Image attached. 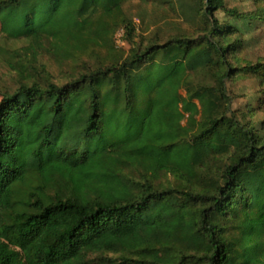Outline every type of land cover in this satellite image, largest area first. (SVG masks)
<instances>
[{"label": "trees", "instance_id": "trees-1", "mask_svg": "<svg viewBox=\"0 0 264 264\" xmlns=\"http://www.w3.org/2000/svg\"><path fill=\"white\" fill-rule=\"evenodd\" d=\"M128 1L0 0L1 35L27 41L0 42L20 80L0 100V264H264V123L233 109L215 14L249 17L200 0L201 42L142 44ZM44 55L84 71L57 82Z\"/></svg>", "mask_w": 264, "mask_h": 264}, {"label": "rangeland", "instance_id": "rangeland-1", "mask_svg": "<svg viewBox=\"0 0 264 264\" xmlns=\"http://www.w3.org/2000/svg\"><path fill=\"white\" fill-rule=\"evenodd\" d=\"M229 8L249 17L251 29L246 30L249 20L244 22L239 17H233L224 12H217L220 23H227L234 28L230 41L234 44L229 59L239 70L237 76L228 82L230 94L234 96L233 109L245 110L254 105L257 112L248 116L253 124L264 123V83L261 78L264 70L255 72L252 67L264 64V21L258 11L264 8V0H226ZM203 7V5L201 6ZM126 13L137 24V40L148 44L152 40L165 43L175 37H188L194 42H201L214 27L215 21L208 19L200 10V0H129L125 4ZM258 14L252 19L251 14ZM116 49L121 55H126L130 49L125 40V29L119 28L115 33ZM0 42L10 47H21L25 40L11 41L1 35ZM42 62L54 75L57 82H67L84 71L81 62L57 63L51 57L44 55ZM20 86L16 73L0 61V100L5 92H13ZM264 127V125H263ZM264 129V128H263ZM264 134V130L263 133ZM162 184H175L171 177H162ZM101 254H94L92 259L99 262Z\"/></svg>", "mask_w": 264, "mask_h": 264}]
</instances>
